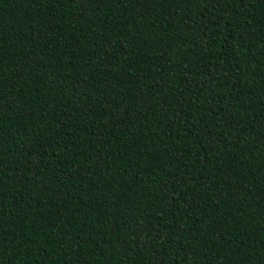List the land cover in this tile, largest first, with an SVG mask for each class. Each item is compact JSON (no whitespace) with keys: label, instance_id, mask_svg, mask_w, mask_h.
I'll use <instances>...</instances> for the list:
<instances>
[{"label":"trees","instance_id":"obj_1","mask_svg":"<svg viewBox=\"0 0 264 264\" xmlns=\"http://www.w3.org/2000/svg\"><path fill=\"white\" fill-rule=\"evenodd\" d=\"M0 264H264V0H0Z\"/></svg>","mask_w":264,"mask_h":264}]
</instances>
